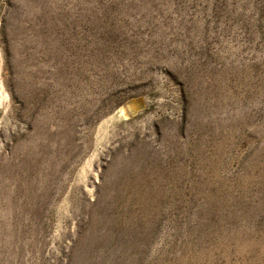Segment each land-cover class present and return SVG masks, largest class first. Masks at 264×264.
Here are the masks:
<instances>
[{"label":"rangeland","instance_id":"obj_1","mask_svg":"<svg viewBox=\"0 0 264 264\" xmlns=\"http://www.w3.org/2000/svg\"><path fill=\"white\" fill-rule=\"evenodd\" d=\"M0 264H264V0H0Z\"/></svg>","mask_w":264,"mask_h":264}]
</instances>
